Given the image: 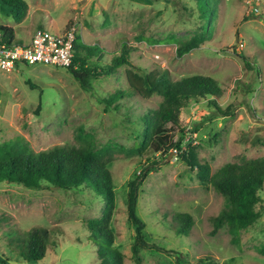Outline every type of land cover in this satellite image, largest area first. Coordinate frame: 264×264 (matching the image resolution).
Segmentation results:
<instances>
[{"label": "rangeland", "instance_id": "obj_1", "mask_svg": "<svg viewBox=\"0 0 264 264\" xmlns=\"http://www.w3.org/2000/svg\"><path fill=\"white\" fill-rule=\"evenodd\" d=\"M23 1L27 12L20 23L0 2V26L14 30L15 43H26L22 37H32L37 29L58 35L71 27L81 43L100 44L109 55L126 42L132 49L129 61L140 71L163 70L173 81L191 75L214 79L223 91L217 105L232 113L216 115L205 100L191 103L182 109L178 127L167 126L165 150L129 155L134 142L129 121L155 108L161 98L134 97L122 100L118 111H105L103 98L126 89L123 71L128 66L91 78V89L85 91L67 69L19 63L10 73L0 72V146L23 139L35 153L86 142L97 150H113L109 229L123 264H202L208 258L213 264L231 259L264 264V187L256 206L260 218L233 244L226 226L211 234L212 219L227 207L226 200L203 184L174 149L181 138V150L191 149L195 161L212 172L226 163L264 158V0H219L211 36L182 57L175 43L150 45L145 39L193 37L203 21L191 0ZM144 169L148 175L136 190V215L150 247H138L135 256L128 196L130 183ZM105 207L106 201L88 191L0 182V258L8 264H99L88 222L101 217ZM176 214L191 216L188 236L176 233ZM35 228L46 229L50 243L42 260L27 262L12 236L22 238Z\"/></svg>", "mask_w": 264, "mask_h": 264}, {"label": "trees", "instance_id": "obj_2", "mask_svg": "<svg viewBox=\"0 0 264 264\" xmlns=\"http://www.w3.org/2000/svg\"><path fill=\"white\" fill-rule=\"evenodd\" d=\"M191 1L195 3L198 17L203 21L202 30L197 29L193 37L180 42L169 38L145 41L150 45L175 43L176 55L182 57L209 38L217 17L219 0ZM0 2L11 8L12 18L16 23L23 20L27 12V5L23 0ZM0 31L8 42L15 39L11 27L0 26ZM131 50L126 42H121L118 51L109 55L100 44L86 45L81 43L79 37H75L72 65L67 68L73 78L87 91L91 89V78L111 76L121 67H129L123 71L126 89L115 90L103 98L105 111H118L122 100L134 97L142 100H149L153 96L161 98L155 108H147L134 120L129 121L134 141L127 152L129 155L144 156L147 152L158 154L165 150L168 141L167 126L178 127L182 109L191 103L205 100L208 107L217 112L216 115L226 116L232 113L230 107L222 110L217 105V99L222 96L223 91L211 77L191 75L173 81L163 70L140 71L129 61ZM107 56H110L108 62ZM246 65L249 66L248 63ZM27 84L31 89L35 88L30 82ZM129 119L130 117H127V120ZM181 141L180 138L174 144V149L180 152L179 158L190 168H195L200 181L206 186H211L227 202V207L212 219L211 234H216L219 228L226 226L231 242L239 244L241 232L260 218L256 206L261 202L260 192L264 187V158L226 163L212 172L207 164L202 165L195 161L191 149L188 148L187 152L182 151ZM112 154L113 150H97L95 145L88 142L79 147L55 146L35 153L23 139H17L0 146V182L20 184L33 189L46 187L64 191H88L95 194L99 201H106L101 217L88 222L90 240L98 247L101 258L99 264H123L122 255L111 245L112 234L109 229L113 207V182L108 166L112 162ZM147 175L148 170L144 169L130 183L128 196V218L134 225L136 233L132 250L135 256L138 247H150L145 242L144 224L136 215V190ZM173 219L177 224L176 233L188 236L193 226L191 216L176 214ZM19 236L14 239L12 236V240L17 239L15 243L18 245L20 242L18 251L21 258L27 262H39L44 258L47 245L50 243L49 232L46 229L35 228L22 238ZM206 260H203L202 264H213L209 258ZM0 264L8 263L0 258ZM225 264H234V260L231 259Z\"/></svg>", "mask_w": 264, "mask_h": 264}, {"label": "built area", "instance_id": "obj_3", "mask_svg": "<svg viewBox=\"0 0 264 264\" xmlns=\"http://www.w3.org/2000/svg\"><path fill=\"white\" fill-rule=\"evenodd\" d=\"M75 28L61 34L37 29L26 43L8 42L0 31V72L10 73L19 63L67 69L72 65Z\"/></svg>", "mask_w": 264, "mask_h": 264}, {"label": "crops", "instance_id": "obj_4", "mask_svg": "<svg viewBox=\"0 0 264 264\" xmlns=\"http://www.w3.org/2000/svg\"><path fill=\"white\" fill-rule=\"evenodd\" d=\"M22 38H23V40H26V41H28V40H29L31 37H30V38H24V37H22Z\"/></svg>", "mask_w": 264, "mask_h": 264}]
</instances>
